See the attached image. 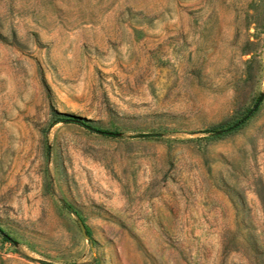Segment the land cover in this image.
I'll use <instances>...</instances> for the list:
<instances>
[{"label":"rangeland","instance_id":"rangeland-1","mask_svg":"<svg viewBox=\"0 0 264 264\" xmlns=\"http://www.w3.org/2000/svg\"><path fill=\"white\" fill-rule=\"evenodd\" d=\"M261 203L264 0H0V264H264Z\"/></svg>","mask_w":264,"mask_h":264},{"label":"water","instance_id":"water-1","mask_svg":"<svg viewBox=\"0 0 264 264\" xmlns=\"http://www.w3.org/2000/svg\"><path fill=\"white\" fill-rule=\"evenodd\" d=\"M262 102V97H260L258 99V101L256 102V104L253 106V108L249 111V113L247 114V116L244 118V120H246L248 117H250L257 109L258 107L260 106V103ZM73 121V120H72ZM240 123L236 124L234 127H236L237 125H239ZM80 228L82 230V233L84 234V236L87 237V234H86V230H85V227L80 224ZM0 233L6 237L7 239H9V237L7 235H5L1 230H0Z\"/></svg>","mask_w":264,"mask_h":264},{"label":"trees","instance_id":"trees-1","mask_svg":"<svg viewBox=\"0 0 264 264\" xmlns=\"http://www.w3.org/2000/svg\"><path fill=\"white\" fill-rule=\"evenodd\" d=\"M60 117H62V118H64V119H66V120H68V121H76L79 125H81V126H83V127H87V125H86V121L85 120H83V119H80V118H75V117H73V116H67V115H59ZM262 204V206H264V203H261Z\"/></svg>","mask_w":264,"mask_h":264}]
</instances>
